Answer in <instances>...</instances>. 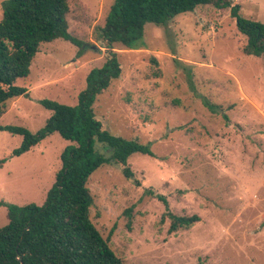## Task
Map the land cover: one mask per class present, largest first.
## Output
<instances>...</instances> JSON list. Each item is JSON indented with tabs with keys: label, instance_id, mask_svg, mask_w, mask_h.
Returning a JSON list of instances; mask_svg holds the SVG:
<instances>
[{
	"label": "rangeland",
	"instance_id": "obj_1",
	"mask_svg": "<svg viewBox=\"0 0 264 264\" xmlns=\"http://www.w3.org/2000/svg\"><path fill=\"white\" fill-rule=\"evenodd\" d=\"M113 1L67 0L68 31L84 52L61 39L41 44L29 76L16 82L29 96L4 104L0 126L35 134L52 115L41 100L77 104L88 74L106 60L96 30ZM230 1L240 16L264 23V0ZM245 43L229 9L206 5L166 27L146 24L136 49L112 46L122 72L96 97L95 119L154 154L128 159L131 180L122 166H103L87 182L90 220L103 238L111 234L124 264H264V55H245ZM21 143L0 132V228L8 205L44 203L71 144L53 133L13 156ZM158 195L170 213L200 221L169 233Z\"/></svg>",
	"mask_w": 264,
	"mask_h": 264
},
{
	"label": "trees",
	"instance_id": "obj_2",
	"mask_svg": "<svg viewBox=\"0 0 264 264\" xmlns=\"http://www.w3.org/2000/svg\"><path fill=\"white\" fill-rule=\"evenodd\" d=\"M206 5L230 10L238 32L246 38L245 55H264V23L240 16L239 5L230 0H114L103 27L96 30L97 41L107 50L106 60L88 74L77 104L41 100L39 104L52 115L35 134L24 127L0 126V132L22 137L13 156L28 152L53 133L71 143L60 154V169L41 206H7L8 223L0 228V264H124L109 246L111 234L103 238L90 220L93 197L87 182L103 166H122L123 176L131 180L132 172L126 167L128 159L134 154H154L149 144L103 129L95 119L93 106L96 97L121 76L113 45L136 49L146 24L166 27L176 16ZM1 9L0 117L7 101L29 96L27 89L16 82L29 76L41 44L61 39L77 47L78 56L86 46L68 31L67 0H4ZM204 105L212 113L220 110L206 100ZM4 162L0 160V167ZM148 195L152 196V191ZM156 198L166 208L169 233L189 229L200 221L197 215L170 213L165 198Z\"/></svg>",
	"mask_w": 264,
	"mask_h": 264
}]
</instances>
